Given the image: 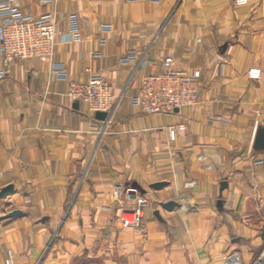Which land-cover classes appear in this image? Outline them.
<instances>
[{
  "label": "crops",
  "instance_id": "1",
  "mask_svg": "<svg viewBox=\"0 0 264 264\" xmlns=\"http://www.w3.org/2000/svg\"><path fill=\"white\" fill-rule=\"evenodd\" d=\"M156 1L22 0L59 36L49 61L14 60L0 79V264L8 250L13 264H264V0ZM166 57L199 72L198 104L147 115L131 99ZM91 77L112 87L105 121L66 95ZM128 188L148 201L141 229L121 225Z\"/></svg>",
  "mask_w": 264,
  "mask_h": 264
},
{
  "label": "built area",
  "instance_id": "2",
  "mask_svg": "<svg viewBox=\"0 0 264 264\" xmlns=\"http://www.w3.org/2000/svg\"><path fill=\"white\" fill-rule=\"evenodd\" d=\"M232 1L237 7L248 4V0ZM21 3L22 0H5L0 3V79L14 60L49 61L59 36L53 14L34 16L24 12ZM66 30L75 41H80L78 20L74 14L67 17ZM100 30L108 33L110 25H101ZM101 45H104V40ZM53 72L58 79L67 80L66 69L62 66H54ZM249 77L258 80L260 73L253 69ZM199 78V72L189 74L177 68L173 58L166 57L161 71L141 79L138 93L132 97L131 103L147 115H169L184 108L195 107L198 104ZM66 95L73 102L84 103L90 114L112 112V87L100 77H91L84 84L69 82ZM184 130L182 124L169 127V141L174 142L177 134ZM124 195L127 201L134 200L136 205L133 210L121 213V225L123 228L141 229L143 211L148 207V201L139 197L134 188L126 189ZM2 264H13L12 251L6 252Z\"/></svg>",
  "mask_w": 264,
  "mask_h": 264
},
{
  "label": "water",
  "instance_id": "3",
  "mask_svg": "<svg viewBox=\"0 0 264 264\" xmlns=\"http://www.w3.org/2000/svg\"><path fill=\"white\" fill-rule=\"evenodd\" d=\"M177 112V111H175ZM95 118L99 121H105L107 118L106 113L98 112L95 114ZM253 149L254 150H264V128L259 127L255 133L254 140H253ZM164 186L163 184H156L154 185V188H160ZM12 193V187H7L6 189L1 191L2 196H8ZM164 209H167L169 211L173 210L175 207H177V204L175 202H169L167 204L162 205ZM18 215V212H13L9 215L7 218H11ZM157 215V214H156Z\"/></svg>",
  "mask_w": 264,
  "mask_h": 264
},
{
  "label": "rangeland",
  "instance_id": "4",
  "mask_svg": "<svg viewBox=\"0 0 264 264\" xmlns=\"http://www.w3.org/2000/svg\"><path fill=\"white\" fill-rule=\"evenodd\" d=\"M103 113V112H102ZM253 224H255L257 227H260L262 229V232H264V213H260L257 215L253 220Z\"/></svg>",
  "mask_w": 264,
  "mask_h": 264
},
{
  "label": "trees",
  "instance_id": "5",
  "mask_svg": "<svg viewBox=\"0 0 264 264\" xmlns=\"http://www.w3.org/2000/svg\"><path fill=\"white\" fill-rule=\"evenodd\" d=\"M262 238H263V241H264V232H262Z\"/></svg>",
  "mask_w": 264,
  "mask_h": 264
}]
</instances>
